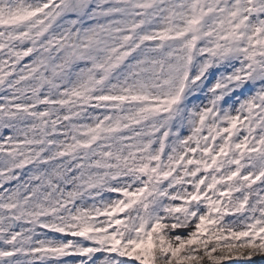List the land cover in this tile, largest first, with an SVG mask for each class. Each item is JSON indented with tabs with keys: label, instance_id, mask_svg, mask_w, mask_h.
Segmentation results:
<instances>
[{
	"label": "snow or ice",
	"instance_id": "snow-or-ice-1",
	"mask_svg": "<svg viewBox=\"0 0 264 264\" xmlns=\"http://www.w3.org/2000/svg\"><path fill=\"white\" fill-rule=\"evenodd\" d=\"M232 261L264 264V0H0V264Z\"/></svg>",
	"mask_w": 264,
	"mask_h": 264
},
{
	"label": "rangeland",
	"instance_id": "rangeland-1",
	"mask_svg": "<svg viewBox=\"0 0 264 264\" xmlns=\"http://www.w3.org/2000/svg\"><path fill=\"white\" fill-rule=\"evenodd\" d=\"M27 59L28 58H25V61H27ZM257 183H259V181ZM232 262H235V261H232ZM228 263L230 264L231 262H226V264H228ZM231 264H234V263H231Z\"/></svg>",
	"mask_w": 264,
	"mask_h": 264
},
{
	"label": "trees",
	"instance_id": "trees-1",
	"mask_svg": "<svg viewBox=\"0 0 264 264\" xmlns=\"http://www.w3.org/2000/svg\"><path fill=\"white\" fill-rule=\"evenodd\" d=\"M235 263H237V262H235Z\"/></svg>",
	"mask_w": 264,
	"mask_h": 264
}]
</instances>
